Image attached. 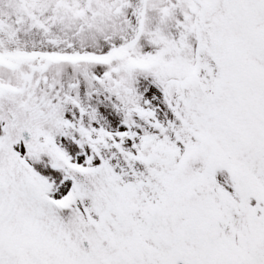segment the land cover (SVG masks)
<instances>
[{
	"label": "snow or ice",
	"instance_id": "obj_1",
	"mask_svg": "<svg viewBox=\"0 0 264 264\" xmlns=\"http://www.w3.org/2000/svg\"><path fill=\"white\" fill-rule=\"evenodd\" d=\"M0 264H264V0H0Z\"/></svg>",
	"mask_w": 264,
	"mask_h": 264
}]
</instances>
